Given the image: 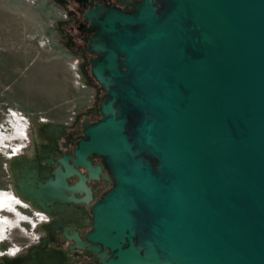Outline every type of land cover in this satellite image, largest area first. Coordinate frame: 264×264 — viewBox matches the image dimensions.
<instances>
[{
    "label": "water",
    "instance_id": "1",
    "mask_svg": "<svg viewBox=\"0 0 264 264\" xmlns=\"http://www.w3.org/2000/svg\"><path fill=\"white\" fill-rule=\"evenodd\" d=\"M135 7L109 10L93 45L110 99L77 156L116 182L93 237L118 249L107 264H264V0ZM28 167L10 166L25 199Z\"/></svg>",
    "mask_w": 264,
    "mask_h": 264
},
{
    "label": "flooded vegetation",
    "instance_id": "2",
    "mask_svg": "<svg viewBox=\"0 0 264 264\" xmlns=\"http://www.w3.org/2000/svg\"><path fill=\"white\" fill-rule=\"evenodd\" d=\"M46 1L53 11L57 44L76 61L87 96L70 116H48L33 124L19 153L9 161L6 193L17 198L30 227L24 239L11 238L13 242L3 245L0 264H107L117 258L118 249L93 237L94 207L116 182L104 157L89 154L79 159L77 151L88 139L86 129L105 119L102 107L110 99L92 73L93 62L102 60V53L93 50L100 42L98 21L111 9L133 13L143 0ZM113 107L121 118L118 100ZM13 161L26 163L37 177L29 176L31 199L23 198L16 188ZM128 245L126 239L122 247Z\"/></svg>",
    "mask_w": 264,
    "mask_h": 264
},
{
    "label": "rangeland",
    "instance_id": "3",
    "mask_svg": "<svg viewBox=\"0 0 264 264\" xmlns=\"http://www.w3.org/2000/svg\"><path fill=\"white\" fill-rule=\"evenodd\" d=\"M54 25L46 0H0V251L30 227L6 193L9 161L33 124L70 116L86 101L76 61L57 44Z\"/></svg>",
    "mask_w": 264,
    "mask_h": 264
}]
</instances>
